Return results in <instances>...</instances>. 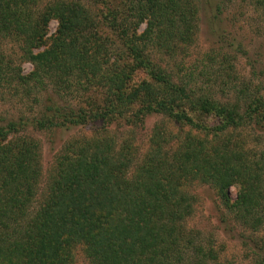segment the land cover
I'll list each match as a JSON object with an SVG mask.
<instances>
[{
	"label": "trees",
	"instance_id": "trees-1",
	"mask_svg": "<svg viewBox=\"0 0 264 264\" xmlns=\"http://www.w3.org/2000/svg\"><path fill=\"white\" fill-rule=\"evenodd\" d=\"M251 4L264 21V0ZM198 14V0H0V96L31 98L32 108L54 89L64 101L48 96L38 114L26 109L0 124V264H75L79 253L86 264H221L183 225L192 211L183 186L193 180L213 185L251 229L264 223V145L245 149L238 135L231 146L225 135L252 121L263 144L264 85L238 83L234 57L213 50L200 60L210 71L185 72L179 59L196 39ZM216 84L231 90L226 101L211 92ZM150 113L169 125L153 127L138 159L132 138L119 142L108 126ZM95 121L93 136L67 143L33 204L38 142L19 133ZM243 242L253 264H264V236Z\"/></svg>",
	"mask_w": 264,
	"mask_h": 264
},
{
	"label": "rangeland",
	"instance_id": "rangeland-1",
	"mask_svg": "<svg viewBox=\"0 0 264 264\" xmlns=\"http://www.w3.org/2000/svg\"><path fill=\"white\" fill-rule=\"evenodd\" d=\"M198 5L196 39L187 49L186 55L179 59L183 61L185 72L188 74L191 71L197 73L203 69L210 71V68L200 64V60L207 59L204 58L205 53L213 50L218 57L222 52L229 53L230 57H234L232 58L235 59L233 73L237 76L238 83L251 81L263 86L264 21L260 13L253 8L251 0H198ZM56 26L57 21L52 19L48 25L47 37L53 35ZM143 27L144 24H141L139 30ZM20 67L25 73L31 70L32 65L22 61ZM210 90L221 101H226L231 96V90L228 87H220L219 84L211 86ZM48 96H51L53 103L64 102L58 98L54 89H49L48 95L42 96L41 102L33 104L32 108L28 107L31 98L16 100L5 94L4 97L0 96V124L7 117L15 116L26 109L38 114V111L46 104L45 99ZM76 97H79L78 94L73 93L72 96H67V99L74 105L77 102ZM161 122L168 124L162 113H150L137 122V125L127 123L122 126L118 125L116 129V124L112 123L108 129L114 132L119 142H122L124 138L131 137L132 143L137 149V157L140 159L148 148L151 130ZM99 129L100 124L95 121L52 130H36L27 126L19 133L23 136L33 137L38 142L41 176L36 183L37 194L33 204H38L41 194L50 184L52 166L67 143L83 137L89 138ZM259 132L253 122L248 121L241 128L228 130L225 135L229 136L231 146L237 141L239 135L245 149L252 147L261 149L264 142L262 144L255 140V135ZM183 191L190 195L192 201V211L183 220L185 229L196 231L198 238L211 244L218 252V261L221 264H253V248L244 244L243 240L249 239V237L264 236V223L255 230L243 224L236 218L235 213L223 204L221 195L210 183L193 180L183 186ZM227 193L231 201L235 200L238 185H229ZM75 264H86L83 254H77Z\"/></svg>",
	"mask_w": 264,
	"mask_h": 264
}]
</instances>
